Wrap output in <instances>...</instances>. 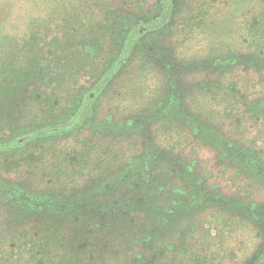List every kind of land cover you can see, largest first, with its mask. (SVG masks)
I'll return each mask as SVG.
<instances>
[{
  "label": "rangeland",
  "instance_id": "obj_1",
  "mask_svg": "<svg viewBox=\"0 0 264 264\" xmlns=\"http://www.w3.org/2000/svg\"><path fill=\"white\" fill-rule=\"evenodd\" d=\"M171 3L166 22L160 0H0V146L40 127L69 123L72 94L87 92L94 83L96 88L115 73L95 104V153L89 165L81 149L93 127L0 151V264H68L58 263L59 251L51 253V263H36L32 241L41 232L37 203L50 196L51 168L40 166L36 156L60 149L80 164L77 169L84 166L80 185L95 172V254L82 264L251 263L264 227L256 217L245 218L237 229V217L220 210L230 204L216 196L230 199L237 169L219 165L210 172L221 156L200 129L211 135L219 131L234 143L241 121L246 149L264 148L260 122L247 124L246 108L236 98L256 93L249 99L263 108L264 70L255 57L264 54V11L255 10L259 0ZM150 23L161 27L136 34ZM193 23L202 28L192 33ZM24 74L31 77L17 76ZM230 95L235 98L227 102ZM223 110L235 119L228 121ZM145 122L152 126L143 129ZM179 164L187 172L195 167L201 177L214 176L207 203L194 197V182L189 183L199 176L189 173L187 182H180ZM72 166L68 163L69 172ZM84 189L62 195L74 193L70 200L60 198L79 202ZM117 203L118 212L125 213L121 221L102 219ZM61 206L55 202L50 208Z\"/></svg>",
  "mask_w": 264,
  "mask_h": 264
},
{
  "label": "trees",
  "instance_id": "obj_2",
  "mask_svg": "<svg viewBox=\"0 0 264 264\" xmlns=\"http://www.w3.org/2000/svg\"><path fill=\"white\" fill-rule=\"evenodd\" d=\"M161 1V8L163 12V18L166 20V22L169 21V18L172 14V0H160ZM255 10L261 11L263 13L264 11V0H259V3L257 7H255ZM195 17V15L193 16ZM163 22V21H162ZM197 26V27H195ZM192 33L199 31L200 28H202V25H195L193 23L190 26ZM261 58V63L259 62ZM264 54L260 55L259 57H255V60L261 67H258L259 69L264 70ZM252 62V61H251ZM211 65V63L208 61L207 66ZM213 67V66H212ZM211 67V68H212ZM210 68V67H205ZM113 72H110L107 76L110 77ZM22 76L23 80L26 79V77H31L28 75H17ZM106 76V78H108ZM264 80V79H263ZM6 93V92H5ZM13 93L11 90L7 91V95ZM16 95V92H14ZM19 93V92H18ZM250 94V93H249ZM249 94H236V98L238 101L241 102V106H244L246 108L247 117L248 120L247 124L254 123V121L260 122L258 125V131L261 135V130L264 127V96L261 98L263 108L259 105L258 101L254 102V99L250 100L249 97L252 95ZM256 93H254L255 95ZM260 94V93H259ZM252 95V96H254ZM235 97L234 95L227 96L225 100L229 102V100H233ZM255 104V105H254ZM11 112H8L9 120H13L14 114H10ZM224 117V121L222 123V126L226 124V119H229L228 121L235 119L234 113L228 110L222 111ZM11 118V119H10ZM241 121L236 122V126L234 128L235 133H237V139L232 143L230 139H223L222 135L219 131H215L213 135H211V131H208V129L203 128L200 129L202 131V136L204 138H207V143H210L211 147L215 146V150L218 152L223 153L224 150H229L231 148V152L233 153L238 152L239 155L235 158L237 161V185L235 186L233 199H228V202L230 205L228 206H221L220 210H224L225 213H229L237 217L236 219L239 220V222H236V228L242 229V222L244 219H248L249 221H255L256 217H259L258 225L263 229L264 227V148L258 146L253 147L252 149H246L247 145H243L241 142L246 143V140L243 138V133H241L240 128L242 127V124L240 125ZM206 126V125H205ZM232 128V127H231ZM234 133V134H235ZM232 135L233 133H228ZM211 135V136H210ZM254 141L256 139V136H254ZM262 135V139H263ZM226 140V141H225ZM229 140V141H228ZM261 140V138H260ZM264 140L260 143L261 145ZM226 142V143H225ZM227 144V145H226ZM82 150V149H81ZM83 152V150H82ZM69 156V154H68ZM66 156L63 161L66 163V166L68 164V159L71 157ZM222 157L224 158V154H222ZM227 158L230 160L232 157L227 155ZM74 158H71V161ZM227 160V161H229ZM83 163V162H82ZM73 166V171L68 172L64 169H59L54 174V178L58 180V184H56L54 187L50 186V190L48 191V195H51L53 193L60 194L59 197L69 199L67 197H63L62 195H65L66 193H70L71 191L77 189L78 185L75 183L77 180L79 181L81 177H84L86 174L83 173L84 166H80L78 170L75 165H80L78 162L75 164L71 163ZM217 165L216 164H212ZM65 168V167H64ZM45 171V169H44ZM194 172V170L192 171ZM50 176L52 173H49ZM241 176V177H240ZM53 178V179H54ZM68 181V185L62 186L60 184L61 181ZM183 182H187V179L183 176L182 177ZM189 181L190 182H193ZM50 182V181H49ZM47 182L46 184L48 185ZM199 181L194 182L192 186H196L199 188ZM199 185V186H198ZM86 188V187H85ZM90 193V191L95 192L94 187H88L87 189H84L83 193L86 194ZM83 194V195H84ZM95 193H92L93 196ZM243 194V197L241 195ZM80 195H78L79 197ZM206 197V196H205ZM208 198L203 199V203H207L209 200ZM217 201H226L224 197H217ZM89 201V199H86ZM94 200V199H92ZM66 200H63L61 202L55 201L58 204L62 203L64 204ZM246 201H248L247 205L245 204ZM103 205L108 204L107 201H104ZM79 203V205L83 204V200L80 202L76 201L75 204ZM95 203V200H94ZM61 205V204H60ZM164 206V205H163ZM188 207V206H187ZM89 208V207H88ZM66 210L65 208H59L56 211H52L51 208H47L46 211L48 212L45 216H39L37 217V223L41 228V232L39 234V237L36 240H32L34 244V250H35V256L38 257L36 263H51L53 259L52 252H61V260L58 263H68V264H82L86 263L88 257L91 254H95V239L92 237V234L95 231V219L86 217V218H80L75 217L70 214H66L62 211ZM56 213V214H55ZM191 213V212H190ZM189 217V213H187ZM191 220H193L190 217ZM116 222L121 221V219H116ZM189 224H193V222H190ZM257 227V226H256ZM242 233V231L240 232ZM262 243L258 249V251L254 254V256L251 259V263L249 264H264V233L262 234ZM35 257V258H36ZM39 259V260H38ZM55 260V259H54ZM88 263H95V261L90 260Z\"/></svg>",
  "mask_w": 264,
  "mask_h": 264
},
{
  "label": "flooded vegetation",
  "instance_id": "obj_3",
  "mask_svg": "<svg viewBox=\"0 0 264 264\" xmlns=\"http://www.w3.org/2000/svg\"><path fill=\"white\" fill-rule=\"evenodd\" d=\"M156 27L160 28L161 26H157L156 23H150V24H146V25H141V27L138 30H136L137 31L136 34L149 33L153 29H157ZM113 74H115V73L113 72L112 75L107 78V80H105L104 82L100 83V85H98L96 88H95V83H94L89 91H87V92L86 91H81L79 93H75V94L73 93L72 94L76 98L74 103L70 104V117L73 118L72 121H70L69 123H66L65 125H60V126H57V127H54V128L53 127H51V128L40 127V128H38V129H36L34 131L32 130L29 134L23 135L20 138L18 137L15 142H13V143H5L4 145L0 146V151L1 150L2 151L15 150L18 147L27 145L32 139L33 140H37V139L40 140V139L46 138L48 136H58L60 138H63L67 133H71V132H74V131L80 130V129L83 130V129H86L87 127H93V129L91 128L89 133H87V135L84 136V138H88L89 141H88V143L87 142L84 143V145L82 147V150H83L82 155H83V159L85 161V165H86V163H87V165H89V162H91L90 158H91L92 154L95 153V104L97 103V100H98L99 96L101 95V93L104 92V88L107 85L106 83H108L107 81H109L113 77ZM175 89H176V92H179V91H177L178 87L176 85H175ZM181 99H182V97L180 98V100ZM63 105L64 104H62L60 102V106L59 107H63ZM177 108H179V106H177ZM152 123H153V121H152ZM152 123L145 122V124H144L145 127L143 129H146L147 127L150 128L152 126ZM139 125H140V123H139ZM65 154H66L65 150L64 149H60L59 151L58 150H56V151L54 150L50 155H47V156H43L42 154L36 156L37 159H39V162H41L39 164L40 166L48 165V168H51V169H49V171L52 173V177L50 176V180H49L50 182L48 183V185H50L51 187H54L56 184L59 183V182H57L58 180H56L53 177L54 174L56 173V171H58L59 169L60 170L64 169V170L68 171V169H67L68 168V164L66 166V163H64L65 161H63V159L67 156V154L66 155ZM222 154H224V158L222 157ZM227 155L228 156L230 155L232 158L229 160L227 158ZM237 155H239L238 152L234 151L232 153L231 152V148H229V150H224L223 153L220 152V156L221 157L219 159V162L217 163V165H213V166L210 165V172H211V169H213L214 167L216 169V167L219 166V165H221V167L223 165H225V166L229 165L230 167L235 166V168L237 169V167H236L237 161L235 159L237 157ZM227 160H229V161H227ZM223 161H226V164H224ZM68 163L71 164V158L68 159ZM176 168H177L176 169V172H177L176 175L179 176L181 183H184L182 181V177L183 176L186 178L187 176H189V173L191 175H197V172H196L197 169L195 167L191 171L189 170V172H187L185 170V168H184V166L182 164H179ZM193 170H194V172H192ZM210 172H208L206 174L204 173L203 174L204 177H201V175H200L201 172L199 170V174L197 175V177L199 176L198 178H200V179L196 180V181L200 182L199 183L200 186L198 185L199 188L195 186V188L193 190V194H194V197L195 196H201V198H202L201 199V203H203L202 201H203V199L205 200V198H208L207 200H209V198H210V196L212 194L211 192L207 193V189H206V188L209 187L208 186L209 183L212 182V179L214 178V176H210L211 175ZM235 175L238 176L237 172L235 173ZM112 179H113V177H112ZM81 180L82 179H80L79 181L77 180L75 183H77L78 186L86 187L85 189H87L88 187H94L95 188V172L89 174L88 179H86V181H85V185H80V181ZM196 181H193V182H196ZM67 183H68L67 180L60 182V184L62 186L68 185ZM236 183H237V181L235 182V184ZM140 187L141 186L139 184L138 188L135 189L136 193L139 192ZM222 190H224V188H222ZM234 190H235V187H234ZM83 191H81V193H79L80 196L76 199V200H81L82 199L83 200V204L82 205H79V203H77L75 205V202L69 201V202H67V204L64 203V205L62 203H60L62 205L61 207L65 208V209L68 207L69 211L68 210L67 211L65 210V211L72 213L71 215H73L75 217H80V218H82V217L83 218L90 217V218H93V219H95V217H99L98 211L96 212V210H95V203H94L95 194L93 196L91 195L92 193H95V192L90 191V193L87 194L88 191H86V194H84ZM112 191H114V190H112ZM140 193H141V191H140ZM58 195H60V194L53 193L49 197H47L48 199L47 198L46 199H40L38 201V203H37V206H38L37 207V209H38L37 211H39L38 212V217L47 215L48 212L46 211V209L50 208V207L52 208V205L55 203V201H58V202L62 201V199ZM73 195H74V193L72 195H70L68 197L69 199H67V200H70L73 197ZM233 195H234V193H232L230 199L234 198ZM218 196L219 197H224L222 195L221 196L217 195L216 199H217ZM53 197L56 198V199H59V200L51 199ZM224 198H225L226 201H222V202H228V198L227 197H224ZM86 199H89V201H87ZM92 199H94V200H92ZM219 201H221V200H219ZM189 202L190 201H185L186 206H188L190 204ZM103 206H106V205H103ZM117 206L118 207H115L114 210H111L110 214L108 212H106L105 215H107V217L106 216H102V219L108 218L110 216L114 217L115 220L116 219H121L122 217H124L125 213L121 214L120 212H118V209H122V207L119 208L120 207L119 203H117ZM124 207H125V209H127L128 205L125 204ZM78 208H82L83 212H81V213L80 212L73 213ZM171 211L174 212L175 209H173Z\"/></svg>",
  "mask_w": 264,
  "mask_h": 264
}]
</instances>
